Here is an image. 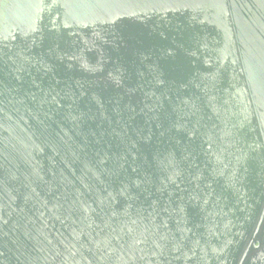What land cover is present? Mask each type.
<instances>
[{
    "label": "water",
    "instance_id": "1",
    "mask_svg": "<svg viewBox=\"0 0 264 264\" xmlns=\"http://www.w3.org/2000/svg\"><path fill=\"white\" fill-rule=\"evenodd\" d=\"M0 264H264V0H0Z\"/></svg>",
    "mask_w": 264,
    "mask_h": 264
}]
</instances>
